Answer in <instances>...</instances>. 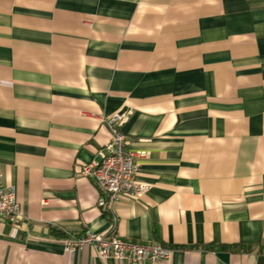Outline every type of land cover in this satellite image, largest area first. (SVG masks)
I'll return each mask as SVG.
<instances>
[{"label": "crops", "instance_id": "crops-1", "mask_svg": "<svg viewBox=\"0 0 264 264\" xmlns=\"http://www.w3.org/2000/svg\"><path fill=\"white\" fill-rule=\"evenodd\" d=\"M121 111L150 189L110 212L83 166ZM0 180V264H127L65 248L114 224L153 264H264V0H0Z\"/></svg>", "mask_w": 264, "mask_h": 264}, {"label": "built area", "instance_id": "built-area-1", "mask_svg": "<svg viewBox=\"0 0 264 264\" xmlns=\"http://www.w3.org/2000/svg\"><path fill=\"white\" fill-rule=\"evenodd\" d=\"M127 118L126 111L103 116L111 137L99 149L97 158L83 166L84 175L92 178L102 192L97 204L105 211L113 212L115 204L125 195L138 198L150 189L148 183L138 179L144 153L128 149L131 140L121 130ZM22 217L16 187L5 185L0 180V218L17 225ZM114 219L116 221V217ZM115 229L114 224L109 235L87 229L79 238L66 239L65 248L68 252H75L92 245L100 257L127 264H153L169 259L172 255L173 249L160 243L141 244L120 239Z\"/></svg>", "mask_w": 264, "mask_h": 264}]
</instances>
